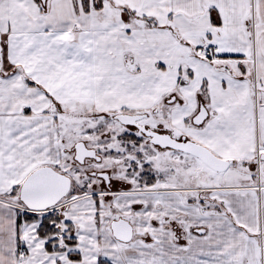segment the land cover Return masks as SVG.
Listing matches in <instances>:
<instances>
[{
    "label": "snow or ice",
    "instance_id": "6c2138e0",
    "mask_svg": "<svg viewBox=\"0 0 264 264\" xmlns=\"http://www.w3.org/2000/svg\"><path fill=\"white\" fill-rule=\"evenodd\" d=\"M0 264H264V0H0Z\"/></svg>",
    "mask_w": 264,
    "mask_h": 264
}]
</instances>
